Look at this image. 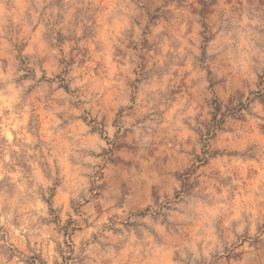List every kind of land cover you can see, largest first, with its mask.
I'll list each match as a JSON object with an SVG mask.
<instances>
[{
	"label": "clouds",
	"instance_id": "1",
	"mask_svg": "<svg viewBox=\"0 0 264 264\" xmlns=\"http://www.w3.org/2000/svg\"><path fill=\"white\" fill-rule=\"evenodd\" d=\"M0 264H264V0H0Z\"/></svg>",
	"mask_w": 264,
	"mask_h": 264
}]
</instances>
